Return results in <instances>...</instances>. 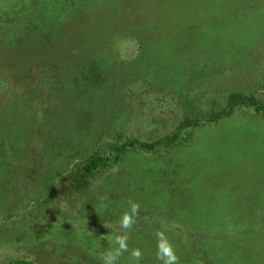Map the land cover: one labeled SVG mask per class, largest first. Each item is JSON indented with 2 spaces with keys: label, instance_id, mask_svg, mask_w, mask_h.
Wrapping results in <instances>:
<instances>
[{
  "label": "rangeland",
  "instance_id": "1",
  "mask_svg": "<svg viewBox=\"0 0 264 264\" xmlns=\"http://www.w3.org/2000/svg\"><path fill=\"white\" fill-rule=\"evenodd\" d=\"M231 93L264 103V0H0V264H101L129 199L140 264L157 230L180 264H264V115L211 120Z\"/></svg>",
  "mask_w": 264,
  "mask_h": 264
},
{
  "label": "trees",
  "instance_id": "2",
  "mask_svg": "<svg viewBox=\"0 0 264 264\" xmlns=\"http://www.w3.org/2000/svg\"><path fill=\"white\" fill-rule=\"evenodd\" d=\"M248 105L251 110L262 113L264 115V103L260 100L256 99L253 96L243 95L240 93H231L228 97V103L225 108L214 111L212 113V116H210L211 120H216L218 117L229 115L233 108H235L237 105ZM210 121V120H209ZM192 124V120L186 119L181 122L179 129H183L184 127L190 126ZM179 139L178 133L164 137L160 139L159 141L149 143L140 141L137 139H127L125 141H122L120 137H115L110 140V142H113L108 150H106L103 153H94L90 156H88L85 160L81 168L79 169V179L76 180L79 186L84 188L88 182L91 174L96 171L98 168H105L107 166H111L112 164L117 163L120 158L122 157V153L127 149H134V150H141L147 153H152L157 151V145L160 143H170V142H176V140ZM78 187V186H77ZM6 264H35L31 261L25 260V259H15L10 260Z\"/></svg>",
  "mask_w": 264,
  "mask_h": 264
},
{
  "label": "clouds",
  "instance_id": "3",
  "mask_svg": "<svg viewBox=\"0 0 264 264\" xmlns=\"http://www.w3.org/2000/svg\"><path fill=\"white\" fill-rule=\"evenodd\" d=\"M122 58L123 55H122ZM102 197L101 200H106ZM128 208L124 211L115 224H103L107 229H111L115 234L110 237L111 247L100 253L101 264H119L120 257L124 253H129L133 264H140L143 259V252L140 248H133L129 250L128 240L129 232L133 229L140 215V204L131 199L127 201ZM107 208L108 205L103 203L101 205ZM85 220V225H86ZM92 235L91 232H89ZM156 259L161 264H180V259L176 254L173 244L169 241L164 231L157 230L156 233Z\"/></svg>",
  "mask_w": 264,
  "mask_h": 264
}]
</instances>
